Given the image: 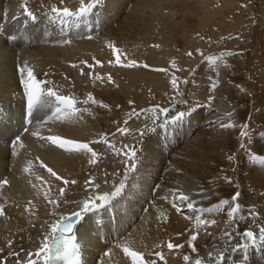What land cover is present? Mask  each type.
Masks as SVG:
<instances>
[{"label": "bare ground", "instance_id": "obj_1", "mask_svg": "<svg viewBox=\"0 0 264 264\" xmlns=\"http://www.w3.org/2000/svg\"><path fill=\"white\" fill-rule=\"evenodd\" d=\"M80 2L0 0V21L6 25L25 6L37 17L12 28L15 43L0 40V255L18 251L26 258L61 215L79 210L85 199L112 193L123 182L107 204L83 213L79 236L86 264H131L125 246L157 264H186L185 254L196 258L188 244L193 234L202 258L223 250L222 264H264V241L241 247L248 243L243 237L231 243L223 237L224 230L264 226V163L251 159V154L264 156V31L251 25V44L238 48L243 54L225 64L223 57L236 46L230 43L233 47L224 45L225 55L213 63L208 57H216L220 38L227 32L241 36L255 19L216 17L218 0H100L86 16L67 17L63 24L53 19L52 7L77 12ZM206 27L210 37H219L217 43L203 41ZM117 54L121 64L115 62ZM133 60L135 66H125ZM20 67L24 79L31 68L47 82L40 86L42 107L55 100L47 95L51 88L57 95L74 96L73 108L21 130L20 105L27 98ZM173 76L179 94L171 85ZM89 94L93 99L85 103ZM179 112L185 113L183 119L171 120ZM52 136L88 143L97 153L96 163L86 150L60 149L47 139ZM133 148L135 159L122 154ZM90 179L92 186L86 183ZM64 180L77 183L65 185ZM237 191L241 209L235 217L227 214L231 201L214 207ZM181 192L190 199L177 201V210L173 193ZM210 207L212 212L203 211ZM253 207L254 218L248 215ZM102 227L108 232L105 241L98 239ZM169 241L183 247L169 250ZM155 251H162L165 261L155 258ZM13 261L8 256L7 264Z\"/></svg>", "mask_w": 264, "mask_h": 264}, {"label": "snow or ice", "instance_id": "obj_2", "mask_svg": "<svg viewBox=\"0 0 264 264\" xmlns=\"http://www.w3.org/2000/svg\"><path fill=\"white\" fill-rule=\"evenodd\" d=\"M100 3V0H90V2L85 3L84 0H81L80 7L77 12L71 11L68 7H52L51 12L54 14L53 19L59 18L60 22L66 23L67 17H83L86 16L88 13H90L96 5ZM24 12L27 17H30L32 21H36L37 17L36 15L27 8V6L24 7ZM16 19V18H14ZM65 43H70V41L65 40ZM114 51L116 53H119V49L115 48L113 46ZM192 53L189 52L188 55H191ZM209 60H211L213 63H215L216 58L215 57H208ZM115 62L117 64H121V57L119 54L116 55ZM99 63V61H97ZM136 65V61H130L127 65L128 67H132ZM147 66V65H145ZM89 67H92V65H89ZM82 71V70H81ZM19 72L21 74V84L23 85V93L27 98V108H28V115L30 116L32 113L33 105L35 103L40 102L41 98V90L40 86L42 84H46V81H40L36 78V76L33 73V70L31 68L27 69V79L23 78L25 69L23 67L19 68ZM109 81H111V76H109ZM171 85L174 89L177 90V94H179V83L178 79L173 76L171 79ZM212 88H215V84L212 85ZM48 96H54L58 104L63 105L64 108L57 107L56 112L53 113V115L59 114L62 111L65 110V108H73L74 104L76 103L72 98L65 95H57L56 92H54L51 88L48 89L47 92ZM93 97L89 94L88 98L85 103H87L88 100H92ZM210 99H212L210 97ZM131 103V101H130ZM104 107H107V105H104ZM159 112L163 114L168 113V108L159 107ZM155 110V109H153ZM185 113L179 112L178 114L172 116V120L178 121L183 119ZM31 121H29L30 123ZM126 123V122H125ZM222 128H231L233 127L232 124H221ZM244 129H247L249 125L245 123L243 125ZM25 132L28 131L27 128L24 129ZM118 132L127 133L129 131L128 128L124 129H117ZM143 134V133H141ZM243 135L247 136V132H244ZM262 136H264V133H261ZM19 139V137H17ZM52 144L57 145L60 149H64L68 152H80L81 150H86L89 153H91L92 160L91 163H96V157L97 153L89 146L88 143H82L75 139H61L59 136H52L48 137ZM105 143H108L107 141H104ZM241 147H244V145H241ZM128 145H124V149H128ZM125 157H131L132 159H135L136 157V151L133 148L130 152L129 151H123L122 153ZM234 157L229 156L228 159L231 161ZM251 159L253 161H260L264 163V156L257 155V154H251ZM47 171L57 179H61L57 176V174L51 169L48 168ZM224 179L228 183H232L230 177H224ZM3 184H7L8 181L5 179L2 181ZM63 183L65 185H68L69 183L75 184L77 183L75 180L68 181L64 180ZM87 184L92 186L94 184L93 180L86 181ZM96 188H99L98 184L94 185ZM123 182H121V186L117 187L115 191H113L111 194L105 192L103 194L96 195L93 198L85 199L83 201L82 207H79L78 211L72 212L70 215H61L59 219L56 220L55 223L51 224V232L49 235L43 236V239L40 241L39 247L36 249V251L33 253L31 251L27 252V259L23 260L20 257V252L18 251H9L7 253V256L0 255V264H7L8 256H11L15 259V264H36V260H34L32 257L35 256L36 258H42L45 261L52 258L53 256L58 259H62L66 262V264H80V253L78 251L79 245L75 243V237L69 238L66 236V233H70L73 231V223L71 222L72 217L80 218L82 213H91L94 212L96 208L102 207L103 204H107L111 198V196L117 195L122 190ZM64 189H60L61 194L64 193ZM241 193L239 191L235 192L230 199L224 198L221 199L214 207L215 208H221L224 205H230V201L234 204V206L230 205V211L227 213L230 217H235V214L240 212L241 205L238 203V199L240 197ZM189 196L180 193L179 195H176L173 193V206L177 207V210H179V207L177 205V201H189ZM100 201L102 203L97 204L96 201ZM49 203L53 204L54 206L58 207V203L55 200L49 201ZM187 207L191 208L193 207L192 203H188ZM205 212H212L213 208H205L203 209ZM0 214H3V210L0 209ZM248 215L251 217H255L258 215L257 211L253 208L249 209ZM212 224H215L216 221L212 220ZM238 236L243 237L246 241L255 244L257 240L264 241V226L259 227L257 231H254L252 228H245L243 231H239L238 233L231 232L228 230L223 231V237L225 239L226 243H231V241ZM198 235L193 234L190 237V240L188 241V244L190 246L191 253L196 254V258L193 259L191 255L185 254L183 256V260L186 262V264H222V262L225 261L224 251L220 250L217 252L209 251L207 254V258H202L199 256L198 249L195 245V241H197ZM8 247L11 248L13 245L12 240L7 241ZM247 244L241 245V247H247ZM161 247V246H158ZM166 247L169 250H172L174 248H182L183 245L174 244L171 241L167 242ZM123 252L126 254V256L131 258V264H157V259L149 258L145 259V253L141 251H133L129 247H124ZM4 253V249L0 248V254ZM107 255V253H105ZM155 258H158L159 261H165V256L163 255L162 251H155L152 254ZM166 264V261H165Z\"/></svg>", "mask_w": 264, "mask_h": 264}, {"label": "rangeland", "instance_id": "obj_3", "mask_svg": "<svg viewBox=\"0 0 264 264\" xmlns=\"http://www.w3.org/2000/svg\"><path fill=\"white\" fill-rule=\"evenodd\" d=\"M225 1H227V2H225ZM218 3H219L218 5H220L223 8H221L220 6H219L220 7L219 8L218 5L214 7V10L216 11L215 12L216 17L217 16L218 17H220V16L225 17L226 16V18H228V19H229V17L230 18H236V17L246 18L247 17V21H248V17H250V19H255L253 24H249L250 27L247 28V32L243 33L241 36L239 35V33H236L234 35H229L231 32H229V33L227 32L226 33L227 35H225V37L220 36L221 37L220 39H222V40L219 41L220 47L218 49L219 51L215 52L217 54V55L215 54V56H216L215 58L219 57L218 55H220V56L225 55L224 54L225 52H223L226 50L225 47L223 48L224 45H226L227 47L232 46V45H230V43L236 45L235 47L232 46L234 48L233 53H229L228 56L223 57V59H225V60L227 59L229 61L228 62L226 60L227 62L225 64H229L231 61H233V58L237 57V55H239V57H240L241 54H243L244 49L238 50L240 45L251 44L249 42V39L252 38V29H253L252 26H257V29L259 27V30L264 31V26H263L264 25V0H232V1L231 0H229V1L228 0H218ZM223 3H226V5ZM217 9H219L221 11H218ZM246 26H248V25H246ZM206 28H207V32H208V27H206ZM216 33H218V32H216ZM210 34H212V33L208 32V34L203 38V41L209 42L210 40H212L213 43H217V41L219 40V37H217V35H214V36L211 35V37H212V39H211ZM238 41H240L241 44L238 43ZM184 56L186 57L187 54H184ZM250 118L254 119L253 113H252Z\"/></svg>", "mask_w": 264, "mask_h": 264}]
</instances>
